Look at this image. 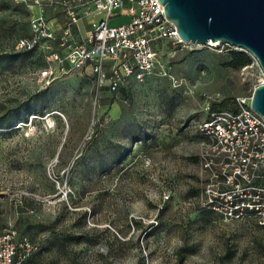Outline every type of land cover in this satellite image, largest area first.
<instances>
[{
  "label": "rangeland",
  "instance_id": "1",
  "mask_svg": "<svg viewBox=\"0 0 264 264\" xmlns=\"http://www.w3.org/2000/svg\"><path fill=\"white\" fill-rule=\"evenodd\" d=\"M4 2L0 18L26 31L29 12ZM15 51L0 37V54ZM159 54L153 74L115 92L77 72L40 82L38 52L0 62V121L37 103L0 126V234L15 264H264V226L209 208L198 132L209 110L251 97L255 57L183 41Z\"/></svg>",
  "mask_w": 264,
  "mask_h": 264
},
{
  "label": "built area",
  "instance_id": "2",
  "mask_svg": "<svg viewBox=\"0 0 264 264\" xmlns=\"http://www.w3.org/2000/svg\"><path fill=\"white\" fill-rule=\"evenodd\" d=\"M12 1L29 12V33L16 41L15 49L45 53L47 65L37 70L45 84L60 73L77 72L91 76L98 89L115 92L154 73L162 43H182L158 0ZM118 16L127 21L110 26ZM213 43L208 45L233 46ZM255 60L261 85L264 72ZM250 102L251 97H240L235 99V110H209L198 132L203 139V167L214 185L205 190L215 191L208 199L209 208L226 221L246 214L264 226V118ZM15 254L11 235L0 234V264H15Z\"/></svg>",
  "mask_w": 264,
  "mask_h": 264
},
{
  "label": "water",
  "instance_id": "3",
  "mask_svg": "<svg viewBox=\"0 0 264 264\" xmlns=\"http://www.w3.org/2000/svg\"><path fill=\"white\" fill-rule=\"evenodd\" d=\"M184 43L225 41L249 51L264 72V0H158ZM250 105L264 118V84Z\"/></svg>",
  "mask_w": 264,
  "mask_h": 264
},
{
  "label": "trees",
  "instance_id": "4",
  "mask_svg": "<svg viewBox=\"0 0 264 264\" xmlns=\"http://www.w3.org/2000/svg\"><path fill=\"white\" fill-rule=\"evenodd\" d=\"M5 7H7V6H6V3L4 2V0H0V10H4ZM16 10H17V7H16ZM20 14H24L25 16H27L28 15V12L25 11V10H21L20 11ZM28 17H27V20H26V31H24V29L22 27L20 33L18 32L17 24L18 25H19V23H22L23 24L22 21L19 22V21H17L15 19V26H13V25H9V22L11 21V19H2V18H0V37L2 39H7V40H11V41L13 39H15V44H16V41L20 37L26 36L29 33V29H28ZM36 52H38L41 55H44L45 54V53H43L42 51H39V50L15 51L13 54L12 53L4 52V53L0 54V62L3 65H8L11 62H17V63L23 62L27 58H29L32 55V53H36ZM40 93L41 94H39V95H44V92H40ZM28 100H30V99H28ZM29 102L30 101H28V105L24 107V109H23L24 111L30 110L33 106H35L37 104V103H29ZM233 102H234V107L232 108V110H235V108H236L235 101H233ZM41 107H42V104L40 105V109H41ZM220 108L226 109L225 104H221L220 105ZM23 110L20 109L18 111H15V112L6 114V116L8 118H10V122H8V119L6 118V122L7 123H3V122L0 121V126L2 124H10L14 120H16L17 118L24 117Z\"/></svg>",
  "mask_w": 264,
  "mask_h": 264
},
{
  "label": "flooded vegetation",
  "instance_id": "5",
  "mask_svg": "<svg viewBox=\"0 0 264 264\" xmlns=\"http://www.w3.org/2000/svg\"><path fill=\"white\" fill-rule=\"evenodd\" d=\"M204 187H205V189H206V187H209V188H213L214 187V185H213V183L212 182H210V180H209V176H208V174L206 173L205 174V176H204ZM208 188V199H212V197L214 196V193H215V191L213 190V189H209Z\"/></svg>",
  "mask_w": 264,
  "mask_h": 264
},
{
  "label": "bare ground",
  "instance_id": "6",
  "mask_svg": "<svg viewBox=\"0 0 264 264\" xmlns=\"http://www.w3.org/2000/svg\"><path fill=\"white\" fill-rule=\"evenodd\" d=\"M208 44H214L213 42H210V43H208Z\"/></svg>",
  "mask_w": 264,
  "mask_h": 264
}]
</instances>
